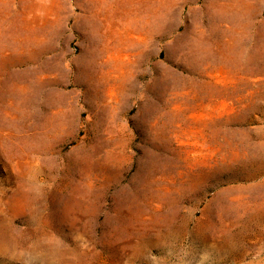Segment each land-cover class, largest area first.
Here are the masks:
<instances>
[{"label": "rangeland", "instance_id": "obj_1", "mask_svg": "<svg viewBox=\"0 0 264 264\" xmlns=\"http://www.w3.org/2000/svg\"><path fill=\"white\" fill-rule=\"evenodd\" d=\"M0 82V264H264V0H0Z\"/></svg>", "mask_w": 264, "mask_h": 264}, {"label": "bare ground", "instance_id": "obj_2", "mask_svg": "<svg viewBox=\"0 0 264 264\" xmlns=\"http://www.w3.org/2000/svg\"><path fill=\"white\" fill-rule=\"evenodd\" d=\"M36 17H37V16H36ZM36 17H35V18H36ZM25 18H26V17H25ZM27 18H28V17H27ZM31 20L34 21V19H31ZM38 22H39V20H38ZM32 23H33V22H32ZM46 23H47V22H46ZM32 25H33V24H32ZM253 39H254V38H253ZM12 40H13V39H12ZM5 41H6V40H5ZM10 44H11V43H10ZM12 44H13V42H12ZM12 44L9 45V46H12ZM23 58H24V57H23ZM23 58L20 59V62H19V63H20L22 66H25V67L23 68L22 72L25 73V74H27L29 71H32V70H33V67H32L31 65H32V63H33L34 61L31 60L32 58H30V57H25L24 59H23ZM27 75H29V74H27ZM27 75H26V76H27ZM41 76H42V74H41ZM37 79H38V78H37ZM46 79H47L46 76H45V78L38 79V80L40 81V82H39V83H40L39 86H41V84H44V82L46 81ZM38 80H37V81H38ZM22 81H24L25 83H28L30 80H29V79L27 80V78H24V77H23V78H22ZM30 82L33 84L35 81H30ZM0 83H2V82H0ZM18 83H19V82H18ZM29 87H30V86H29ZM31 96H32V95H31ZM41 96H42V95H41ZM33 98H34V97H33ZM32 101H33V100H32ZM30 102H31V100H30ZM33 103H34V102H33ZM29 104H30V103H29ZM30 105H31V104H30ZM25 184H26V183H25ZM25 186H26V185H25ZM27 186H28V185H27ZM21 187H22V186H21ZM25 191H26V190H25ZM43 192H44V191H43ZM18 193H19V191H18ZM31 193H32V192H31ZM15 194H16L15 196H17V193H15ZM24 194H25V193H24ZM28 195H29V194H28ZM34 195H35V193H34ZM36 195H37V194H36ZM22 196H23V195H22ZM24 196H25V195H24ZM19 197H20V196H19ZM27 197H29V196H27ZM36 197H37V196H36ZM38 197H39V196H38ZM38 197H37V198H38ZM43 197H44V196H42V199H43ZM16 198H17V197H16ZM25 198H26V197H25ZM34 198H35V197H34ZM47 198H48V197H47ZM19 199H20V198H19ZM17 201H18V200H17ZM19 201L21 202V201H23V200L20 199ZM44 201H45V200H44ZM25 202H26V201H25ZM16 203H17V202H16ZM23 203H24V201H23ZM27 203H28V202H27ZM27 203H26V204H27ZM40 203H42V201H41ZM46 203H47V202H46ZM20 204H21V203H20ZM26 204H25V205H26ZM33 204H34V203H33ZM33 204H32V205H33ZM37 204H38V202H37ZM47 204H48V203H47ZM21 205H22V204H21ZM21 205H20V206H21ZM30 206H31V205H30ZM31 207H32V206H31ZM23 208H24V206H23ZM27 208H28V207H27ZM27 208L25 207L26 210H27ZM29 208H30V207H29ZM42 208L44 209V207H42ZM21 210H22V209H21ZM31 210H33V209H31ZM37 210H38V209H37ZM39 210H40V209H39ZM39 210H38V211H39ZM29 211H30V210H29ZM34 211H35V208H34ZM31 212H32V211H31ZM31 212H30V213H31ZM39 212H40V211H39ZM41 212H42V211H41ZM28 214H29V213H28ZM31 214H32V213H31ZM38 214H40V213H38ZM41 214H42V213H41ZM41 214H40V215H41ZM79 215H80V214H79ZM31 216H32V215H31ZM33 216H34V214H33ZM38 216H39V215H38ZM38 216H37V217H38ZM40 218H41V217H40ZM34 219H35V218H34ZM36 220H37V218H36ZM31 221H32V220H31ZM25 222H26V221H25ZM36 222H37V221H36ZM33 223H34V222H33ZM28 224H29V223H28ZM29 225H32V224H29ZM39 225H40V223H39ZM34 226H35V225H34ZM47 227H48V226H47ZM31 228H33V227H31ZM48 228H49V227H48ZM44 229H45V228H44ZM38 230H39V229H38ZM39 231H40V230H39ZM44 231H45V230H44ZM49 232H50V231H49ZM42 233H44V232H42ZM50 233H51V232H50ZM50 233H49V234H50ZM46 234H47V233H46ZM47 238H48V236H47ZM45 239H46V238H45ZM46 240H47V239H46ZM49 241H50V240H49ZM46 242H47V241H45V243H46ZM49 243H50V242H49ZM49 243H47V244L49 245ZM51 243H52V242H51ZM41 244H42V243H41ZM47 244H46V245H47ZM42 245H43V244H42ZM46 245H43V246H46ZM49 247H50V246H49ZM44 248H45V247H44ZM44 248H43V249H44ZM49 249H50V248H49ZM49 249H48V250H49ZM50 250H51V249H50Z\"/></svg>", "mask_w": 264, "mask_h": 264}]
</instances>
